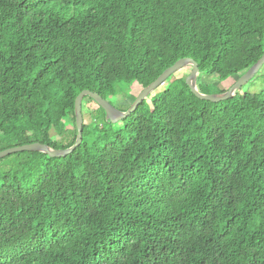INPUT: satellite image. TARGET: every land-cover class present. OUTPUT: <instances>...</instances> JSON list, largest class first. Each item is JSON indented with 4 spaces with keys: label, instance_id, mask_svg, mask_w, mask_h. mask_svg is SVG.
Masks as SVG:
<instances>
[{
    "label": "trees",
    "instance_id": "trees-1",
    "mask_svg": "<svg viewBox=\"0 0 264 264\" xmlns=\"http://www.w3.org/2000/svg\"><path fill=\"white\" fill-rule=\"evenodd\" d=\"M263 54L264 0H0V134L67 149L85 90L114 106L181 59L224 83ZM179 72L151 111L98 106L71 155L0 169V264H264V91L202 101Z\"/></svg>",
    "mask_w": 264,
    "mask_h": 264
},
{
    "label": "water",
    "instance_id": "water-1",
    "mask_svg": "<svg viewBox=\"0 0 264 264\" xmlns=\"http://www.w3.org/2000/svg\"><path fill=\"white\" fill-rule=\"evenodd\" d=\"M264 54L259 61L253 65L245 74L240 76L238 80L225 92L217 94H205L198 88L199 67L196 61L190 58H184L176 62L173 66L166 69L154 82L149 84L136 97L135 101L130 105L127 111H120L115 108L109 101L104 99L98 93L85 90L81 92L75 101V120L77 128L76 141L73 146L67 149H54L48 145L41 143H32L22 146L11 147L0 152V160L12 154L21 152H37L48 155L50 158H64L71 155L83 142L84 118L82 112V104L85 98L92 99L106 114V120L112 124L123 121L132 115L141 104H143L157 89L165 84L174 74L184 68L191 67V72L186 77V85L194 96L202 101L212 103H220L234 98L241 92L244 85L249 83L263 68Z\"/></svg>",
    "mask_w": 264,
    "mask_h": 264
},
{
    "label": "rangeland",
    "instance_id": "rangeland-1",
    "mask_svg": "<svg viewBox=\"0 0 264 264\" xmlns=\"http://www.w3.org/2000/svg\"><path fill=\"white\" fill-rule=\"evenodd\" d=\"M191 72V69H183L181 70L176 77L180 76H188ZM200 76V87L204 92H222L223 90L229 89L238 79L235 77L228 79L226 82L221 83L219 82L214 76L206 75V74H199ZM172 80L169 79L165 84H163L159 89H157L151 96H155L157 94H162L171 89L172 87ZM123 89V93L119 96H115L111 102L114 104V107L121 111L122 105L132 104V100L134 97L142 91L143 86L140 82L134 81L131 84L126 86H121ZM264 91V67L260 70V72L246 85L243 86L241 90V94H258ZM148 98L146 102V109L151 111L152 109V98ZM98 105L91 101L89 98L85 99L82 104V112L84 115V120L86 124H90L94 117L98 114ZM100 110V109H99ZM101 117L103 121V113L101 112ZM106 119V117H105ZM69 126H72L71 124ZM30 136L32 134H29ZM74 135L73 128L70 130H66L63 136H57L55 133L53 134L52 138L54 140H59L61 144H65L66 142L70 141ZM8 144L2 140V135L0 134V149L6 150L8 149ZM2 150V151H3ZM21 157L13 154L11 156L5 157L0 161V169L8 170L13 167V163L15 161L18 162L19 158ZM22 159V158H21Z\"/></svg>",
    "mask_w": 264,
    "mask_h": 264
}]
</instances>
